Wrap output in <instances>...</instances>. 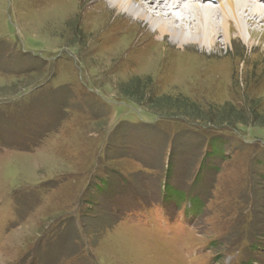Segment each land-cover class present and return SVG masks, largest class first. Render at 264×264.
<instances>
[{
    "label": "rangeland",
    "instance_id": "rangeland-1",
    "mask_svg": "<svg viewBox=\"0 0 264 264\" xmlns=\"http://www.w3.org/2000/svg\"><path fill=\"white\" fill-rule=\"evenodd\" d=\"M111 7L0 0V264H264V33Z\"/></svg>",
    "mask_w": 264,
    "mask_h": 264
},
{
    "label": "bare ground",
    "instance_id": "bare-ground-1",
    "mask_svg": "<svg viewBox=\"0 0 264 264\" xmlns=\"http://www.w3.org/2000/svg\"><path fill=\"white\" fill-rule=\"evenodd\" d=\"M252 1L253 2L250 0H106V3L112 6L111 8L118 11L117 16L122 14L128 19H132L134 23L133 26L140 22H145L156 35L157 41H161L162 39L165 40V38L169 36L172 42L180 48H184L187 44H198L200 47L211 50L216 46L215 39L220 31L227 44H230L232 34L234 33L249 44L253 37L260 36V33H264V0ZM208 3H212L213 5L218 3L221 5H219V7L205 5ZM178 10L181 11V17H177L175 14ZM217 12H219L218 18ZM93 14L95 13L93 12ZM189 14L191 15L190 17L188 16ZM100 15L102 14L100 13ZM99 20L101 21V19ZM217 20H219V22H216ZM100 23L107 32L114 31V35L118 32L120 33V31H126L124 33L128 34L127 37L131 45L132 43L135 45L136 41L139 39L134 30L127 29L128 24L126 23H111L108 26L107 23L103 21ZM257 25L262 26V30L257 31ZM249 27L254 29L252 32H249L250 37H248L246 33ZM217 28H219L218 31ZM103 33H101V35ZM120 39L118 42L123 43L120 42ZM109 40L112 42L111 38L107 39V43L105 44L107 47L111 45ZM137 47H139V45ZM134 49H136V47Z\"/></svg>",
    "mask_w": 264,
    "mask_h": 264
}]
</instances>
